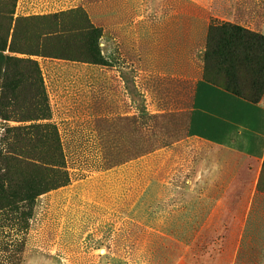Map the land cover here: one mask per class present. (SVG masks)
I'll return each mask as SVG.
<instances>
[{
  "label": "rangeland",
  "instance_id": "374dc122",
  "mask_svg": "<svg viewBox=\"0 0 264 264\" xmlns=\"http://www.w3.org/2000/svg\"><path fill=\"white\" fill-rule=\"evenodd\" d=\"M74 9L102 30L105 65L33 57L70 183L29 207L0 203V264H188L191 238L177 237L174 222L161 218L209 154L186 140L194 83L226 88L205 65L207 40H171L175 29L190 32L192 0H18L14 17ZM144 16L156 22L158 40L144 50L118 43V25ZM238 162L231 157L233 167ZM235 174L227 176L237 181Z\"/></svg>",
  "mask_w": 264,
  "mask_h": 264
},
{
  "label": "crops",
  "instance_id": "0c3cea01",
  "mask_svg": "<svg viewBox=\"0 0 264 264\" xmlns=\"http://www.w3.org/2000/svg\"><path fill=\"white\" fill-rule=\"evenodd\" d=\"M192 10L190 32L175 29L171 40H206L209 27L219 23L264 36V0H192ZM142 19L119 24L118 43L129 39L144 50L158 40L156 22ZM186 140L206 146L209 154L188 187H177L174 212L161 219L174 222L177 237L191 238L188 264H264V96L253 103L196 80ZM231 157L239 160L235 167ZM231 172L239 180H230ZM163 231L157 233L167 235Z\"/></svg>",
  "mask_w": 264,
  "mask_h": 264
},
{
  "label": "trees",
  "instance_id": "16d2710c",
  "mask_svg": "<svg viewBox=\"0 0 264 264\" xmlns=\"http://www.w3.org/2000/svg\"><path fill=\"white\" fill-rule=\"evenodd\" d=\"M17 2L0 0V203L4 208L13 207L16 200L29 207L70 183L61 141L50 123L42 73L33 57L104 64L98 49L102 30L85 11L15 18ZM206 40L205 65L223 75L226 88L208 83L258 103L251 99L264 93V36L221 24L209 27ZM240 80L247 85L243 89ZM242 90L251 99L242 96Z\"/></svg>",
  "mask_w": 264,
  "mask_h": 264
}]
</instances>
